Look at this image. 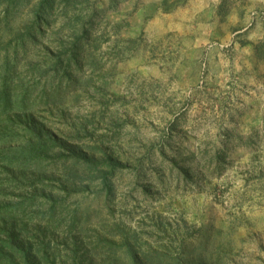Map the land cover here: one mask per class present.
Returning a JSON list of instances; mask_svg holds the SVG:
<instances>
[{
  "label": "rangeland",
  "instance_id": "374dc122",
  "mask_svg": "<svg viewBox=\"0 0 264 264\" xmlns=\"http://www.w3.org/2000/svg\"><path fill=\"white\" fill-rule=\"evenodd\" d=\"M90 1L77 0L55 23L68 25L67 40L92 8L105 10L82 66L69 69L74 83L41 78L59 51L49 36L18 69L28 111L5 119L8 133L0 129L3 153L27 143L29 120L56 138L62 145L29 169L36 187L67 197L66 223L76 209L92 215L40 241L31 229L36 260L264 264V0ZM18 11L17 30L31 18ZM63 145L121 164L111 202L97 171L71 174Z\"/></svg>",
  "mask_w": 264,
  "mask_h": 264
},
{
  "label": "trees",
  "instance_id": "16d2710c",
  "mask_svg": "<svg viewBox=\"0 0 264 264\" xmlns=\"http://www.w3.org/2000/svg\"><path fill=\"white\" fill-rule=\"evenodd\" d=\"M59 1L0 0V5L3 7L0 15V129L7 133L6 123L9 121L5 119L25 113L32 102L29 99L30 89L22 87L18 82L21 62L28 59L32 50L42 46L49 36L58 38L59 51L52 55L50 69L41 70L39 74L41 78L52 75L53 79L58 78L61 81L65 79L63 83L72 85L75 78L69 69L73 65L81 67L85 48L93 45L91 28L94 27L93 23L97 15L105 10L92 8L89 20L80 22L78 27L74 26L73 29L69 27L68 39L64 40L63 31L67 30L68 25H62L56 30L55 23L61 17L69 15L77 0H63L64 6L61 12L57 13ZM86 2L91 1L86 0ZM19 9H29L31 18L28 24L17 30L14 28V22ZM45 94H47V86L43 89L42 95ZM27 123L29 126L27 143L14 153L0 151V264H39L33 255L36 241L27 239V234L33 229L39 234L35 237L36 240L40 241L47 236L51 227H57L65 222L63 217L67 197L45 194L44 190L41 191L36 187V182L40 180L37 177V170L29 171L33 165L49 159L52 151L62 144L56 138L49 137L41 125L33 120ZM63 147L72 158V168L75 172L71 171L73 172L71 174L74 177L81 176L79 173L81 169L87 174L97 171L102 178L100 194L111 202L115 194L112 178L121 169V164L112 159L94 161L80 154L74 147L69 145ZM8 188L12 191H5ZM86 214L81 209H76L70 215V222H65L68 232L72 233L81 227L84 221H90L92 215L89 218ZM38 258L43 260L47 257L44 253Z\"/></svg>",
  "mask_w": 264,
  "mask_h": 264
}]
</instances>
